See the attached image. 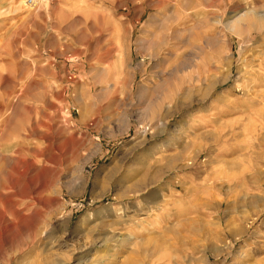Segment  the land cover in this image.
Wrapping results in <instances>:
<instances>
[{
	"label": "rangeland",
	"instance_id": "obj_1",
	"mask_svg": "<svg viewBox=\"0 0 264 264\" xmlns=\"http://www.w3.org/2000/svg\"><path fill=\"white\" fill-rule=\"evenodd\" d=\"M35 6L0 0V264H264V19L228 27L264 0Z\"/></svg>",
	"mask_w": 264,
	"mask_h": 264
},
{
	"label": "bare ground",
	"instance_id": "obj_2",
	"mask_svg": "<svg viewBox=\"0 0 264 264\" xmlns=\"http://www.w3.org/2000/svg\"><path fill=\"white\" fill-rule=\"evenodd\" d=\"M36 7V6H35ZM262 12H264V11H262ZM236 16V18L234 19V20H232V21H228L229 23H228V27L232 30V31H234V32H236V33H239L240 32V30H242V26H241V23H242V20H244V21H248L249 22V24L250 23H252V22H250L251 21V19H257V20H260V19H264V13H261V12H259V11H255V10H252L251 12L249 11V13H242V14H237V15H235ZM245 23V22H244ZM244 23H243V25H244ZM225 24V23H224ZM246 24V23H245ZM23 102V101H22ZM24 106V105H23ZM27 107V106H26ZM87 108V107H86ZM9 117V116H8ZM5 127H6V125H5ZM30 165H31V163H30ZM48 184V183H47ZM41 196V195H40ZM32 197V196H31ZM36 197V196H35ZM33 198V197H32ZM27 231V230H26Z\"/></svg>",
	"mask_w": 264,
	"mask_h": 264
},
{
	"label": "built area",
	"instance_id": "obj_3",
	"mask_svg": "<svg viewBox=\"0 0 264 264\" xmlns=\"http://www.w3.org/2000/svg\"><path fill=\"white\" fill-rule=\"evenodd\" d=\"M38 0H27L28 5L35 6Z\"/></svg>",
	"mask_w": 264,
	"mask_h": 264
}]
</instances>
